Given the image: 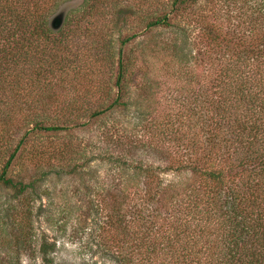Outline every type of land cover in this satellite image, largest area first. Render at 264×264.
Returning a JSON list of instances; mask_svg holds the SVG:
<instances>
[{
	"label": "trees",
	"instance_id": "1",
	"mask_svg": "<svg viewBox=\"0 0 264 264\" xmlns=\"http://www.w3.org/2000/svg\"><path fill=\"white\" fill-rule=\"evenodd\" d=\"M199 1L83 0L77 15H67L63 27L54 30L50 16L59 0H0V190L12 191L10 198L18 200L0 215L5 252L0 264L57 262L52 256L56 243L46 234L37 237L33 208L44 191L42 183L52 172L61 173L44 169V160L66 161L73 151L69 144L36 145L28 159L37 170L29 179L25 169L12 175L30 138L90 125L131 104L139 117L149 114L163 76L172 78L178 72L174 67L179 62L188 67L190 59L181 51L189 43L187 30L172 41L161 36L162 30ZM211 1L215 23L200 22L215 33L209 38L218 52L234 49L217 54L198 75V87L192 86L184 101L186 123L177 111L148 126L150 139L127 135L136 146L168 150L169 163L148 165L110 152L105 157L124 175L119 198H112L116 212L107 215L105 237L111 241L98 243L101 256L115 264H264V0ZM225 5L230 7L223 12ZM231 7L238 23L228 36L223 17L231 15ZM130 14L143 29L120 38L113 93L103 79L113 48V39L105 37L118 32L121 21L126 25ZM144 32L158 34L125 55L124 47ZM178 73L175 81H182ZM191 73L186 71L187 82L193 84ZM133 80L135 97L130 94ZM102 93L110 101L93 108ZM83 96L91 98L89 105L79 101ZM179 126H187L182 132L186 142ZM78 172L76 167L66 171L70 176ZM164 172L175 177L165 180ZM24 250L40 254L42 262L33 257L25 263Z\"/></svg>",
	"mask_w": 264,
	"mask_h": 264
},
{
	"label": "rangeland",
	"instance_id": "2",
	"mask_svg": "<svg viewBox=\"0 0 264 264\" xmlns=\"http://www.w3.org/2000/svg\"><path fill=\"white\" fill-rule=\"evenodd\" d=\"M82 2L83 0H59L58 6L53 10L50 19L61 11L67 12V15L75 14V9ZM228 7L225 5L223 12L225 10L228 11ZM231 8V15L223 17L224 33H228V36H232L231 32L238 23V19L235 17L236 11L233 7ZM214 11L213 1L201 0L186 11L183 17L173 16L175 25L162 30L161 36L169 41H172L176 35L179 36L181 29L187 30L189 43L181 51L182 53H189L190 59L187 60L188 67H185L180 62L179 65L177 64L174 67L175 71L179 72L180 69L184 75L182 81H175V78L180 74L178 72L172 78L169 74L163 76L164 81L159 88V96L156 103L150 108L149 114L139 117L137 106L131 104L128 109H119L104 118L95 120L90 125L74 128L71 131H65L58 135L34 134L28 141L26 150L13 164L10 171L12 175L23 174L25 169L26 172L28 171L27 178L29 179L32 173L37 170L28 159L36 145L52 149L56 146L69 144L72 148L73 153L69 160H44V169L58 170L61 173L52 172L42 183L44 191L41 198L34 202L35 206L33 208L37 237L40 239L43 234H46L50 241L56 243V251L52 253V256L56 258V264L65 261L68 264H85L86 262L90 264H96V262L97 264H115L112 259L101 256V252L98 250V243L107 244V241H111L105 237V229L109 228L107 215L116 212L118 204L112 198L113 196L114 199L119 198L122 189L121 181L124 180V175L120 167L105 157L110 152L114 155L122 154L128 158L142 159L148 165H165L169 163L168 150L156 149L151 144H138L136 146L132 137L128 136L135 134L138 138L150 139L149 134H147L148 126L158 118L167 120L168 117L170 118L177 111L184 114L183 121L184 123L187 122L185 118L187 111L184 101L192 95L189 89L192 86L198 87V75L202 70L208 69L212 65L217 54L221 52L231 53L234 49V45L231 43V46H233H229V48L231 47L230 49L218 52L219 47L213 44L214 42L209 38L211 35L215 36V33L210 34L208 29L204 30L202 26L204 24L200 22V19H205L208 23H215ZM126 21H128L126 25L123 21L120 23L119 30L121 34L117 30L118 32H109L111 34L105 37L106 40L109 38L113 39V48H110L108 52L111 57L109 58L108 66L104 69L103 79L106 84V90L108 91L110 88L113 93L117 90L114 82L121 47L120 38L143 29L135 24L134 16L131 14ZM157 32H144V35L131 41L124 47L125 55L136 53L140 44L151 35L156 36ZM181 37L182 34L180 39ZM180 39L178 42L182 46L183 42ZM84 41H86L85 38ZM223 44L227 45L226 41H223ZM241 47H245V45H241ZM171 55H167L164 60L170 59ZM189 69L194 73H191V75H194V81L192 80L191 82L193 84L187 82L186 71L189 72ZM163 71L160 72L164 74ZM134 81L136 82V80L132 82L130 93L132 97L137 94V84L135 85ZM84 85L85 83L81 84L82 87ZM96 96L100 98L99 101L92 103L93 108L100 107V102L110 101L106 93ZM81 99L79 101L83 102V106L89 105L92 101L91 98H89L90 101L84 96ZM179 127H181L179 133L183 139L182 141L186 142L182 132L187 129L185 128L187 126ZM121 135H124V137H120ZM125 136L127 140H125ZM73 167H76L80 172L77 175L70 176L66 171ZM90 168L94 169V171L92 170V172ZM162 176L167 180L168 178L173 179L175 174L173 172H169V174L164 172ZM11 194L12 191L0 190V215L5 213L3 208L13 207L18 204V200L10 198ZM109 201H111V204L108 203ZM113 204L114 208L112 207ZM3 250L0 242L1 255L5 253ZM21 255L25 263H30L34 259L33 257H36L37 261L42 262V258L38 253L32 255L24 250Z\"/></svg>",
	"mask_w": 264,
	"mask_h": 264
},
{
	"label": "water",
	"instance_id": "3",
	"mask_svg": "<svg viewBox=\"0 0 264 264\" xmlns=\"http://www.w3.org/2000/svg\"><path fill=\"white\" fill-rule=\"evenodd\" d=\"M67 18V12L61 11L51 18L50 25L54 30H59L63 27Z\"/></svg>",
	"mask_w": 264,
	"mask_h": 264
}]
</instances>
